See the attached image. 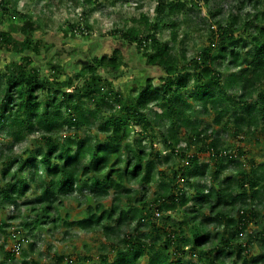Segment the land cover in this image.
<instances>
[{"label":"trees","instance_id":"16d2710c","mask_svg":"<svg viewBox=\"0 0 264 264\" xmlns=\"http://www.w3.org/2000/svg\"><path fill=\"white\" fill-rule=\"evenodd\" d=\"M208 2L157 0L152 18L123 20L108 33L119 44L66 76L57 60L33 64L40 20L0 0V50L12 57L0 67L5 148L39 133L21 153L0 148L1 264H37L28 258L37 231L72 223L103 237L95 257H77L83 264H264V159L253 153L264 151V0H248L243 18L238 0L222 20L214 8V22L197 23L193 10ZM192 38L200 44L188 55ZM134 56L146 74L123 81ZM226 59L227 76L212 68ZM132 124L142 138L129 141ZM65 200L82 207L70 223Z\"/></svg>","mask_w":264,"mask_h":264},{"label":"rangeland","instance_id":"374dc122","mask_svg":"<svg viewBox=\"0 0 264 264\" xmlns=\"http://www.w3.org/2000/svg\"><path fill=\"white\" fill-rule=\"evenodd\" d=\"M157 0H93L92 3L85 4L83 0H18V10L30 14L34 19L39 21V30L34 34L35 38L41 43L40 55L32 57L33 64L42 69L48 67L50 61L57 60L62 67L65 68V75L69 76L81 67V64L76 68L75 61L84 62L91 58V55L99 56L105 51H109L114 46L119 44V40L109 36L108 33L113 29L122 28L123 20L129 25H133L132 20L138 19L140 15H145L149 18L153 17V9ZM241 2L245 3L243 7ZM238 0H209L207 5L200 4L193 13L196 15V22L209 24L214 22L208 11L214 8L220 9L221 14H218L214 20H222L227 16V13L234 9H239ZM248 0H240V16L241 18L248 12L251 13V6L247 5ZM243 7V8H242ZM85 11V15H81ZM238 12V11H237ZM180 17V16H179ZM181 19V18H179ZM182 20V19H181ZM86 24L89 28L87 35L73 33L71 27L83 26ZM72 25V26H71ZM70 31L65 34V28ZM6 20L0 23V31H6ZM67 31V30H66ZM72 31V32H71ZM164 40H169L167 32L162 34ZM205 41V37L203 38ZM200 42L196 38H192L187 42L186 50L188 55H191ZM248 47H250L248 45ZM12 59L11 55L0 50V67L2 68L7 62ZM140 57L134 56L133 66L126 71V76L123 81L133 78H140L146 74V71L141 67ZM230 60H218L213 69H219L223 75L227 76L234 71L233 64ZM229 66V70L226 67ZM132 68V69H131ZM104 74L103 71L100 72ZM122 84V83H121ZM63 105V104H62ZM151 119V118H150ZM206 121H210L206 119ZM134 132L131 133L129 141L142 138L138 133L141 131V125L132 124ZM63 131L73 133L75 130H67L66 126ZM39 133L35 132L32 137H28L25 142L12 148V154L21 153L26 147H30L31 139L38 137ZM222 137V139H225ZM228 139V138H226ZM8 138L6 137V129H0V148H5ZM226 142V140H223ZM228 141V140H227ZM157 147H161L159 139L154 141ZM146 145H149L148 139H145ZM238 144V143H237ZM147 147V146H146ZM5 153H9L5 148ZM261 152V154H260ZM255 159L260 161L264 159V151L253 150ZM203 155L201 156V160ZM159 169H164V165L159 162ZM204 182L209 186L211 182L210 175L205 177ZM141 191V189H140ZM157 191V185L150 186L146 198L151 200L153 193ZM143 194V192H141ZM145 197V194L142 195ZM106 205L109 204V199L104 200ZM82 207H79L72 200H65L63 212L70 215L68 223L75 221L80 217ZM262 217L264 218V206L261 207ZM0 217L5 219L4 214L0 213ZM172 218H178L176 213L171 214ZM18 221L11 222L13 227L17 226ZM251 227V226H250ZM12 229V228H11ZM258 231V230H256ZM0 236V245L2 244ZM244 237L243 239H246ZM103 237L97 233H84L78 231L77 226L73 223L70 227H62L56 230L51 226L47 229L38 230L35 239L36 252L29 255L28 258L37 262V264H53L54 256L62 255L65 258L74 261V264H83L78 256L89 254L92 257L96 256L97 248L102 243ZM26 249V247L23 246ZM50 249V250H49ZM49 250V251H48ZM4 251L0 249V264L4 258ZM259 255V254H257ZM21 258L7 264H20ZM93 263V262H88Z\"/></svg>","mask_w":264,"mask_h":264},{"label":"built area","instance_id":"2783aa9c","mask_svg":"<svg viewBox=\"0 0 264 264\" xmlns=\"http://www.w3.org/2000/svg\"><path fill=\"white\" fill-rule=\"evenodd\" d=\"M15 250H17V248Z\"/></svg>","mask_w":264,"mask_h":264}]
</instances>
